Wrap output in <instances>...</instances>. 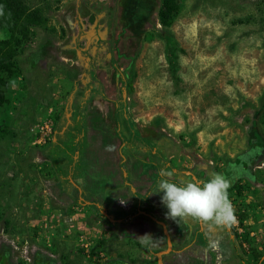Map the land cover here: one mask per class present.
Instances as JSON below:
<instances>
[{"label":"rangeland","instance_id":"rangeland-1","mask_svg":"<svg viewBox=\"0 0 264 264\" xmlns=\"http://www.w3.org/2000/svg\"><path fill=\"white\" fill-rule=\"evenodd\" d=\"M24 3L55 39L0 29V264H156L159 221L165 264H264V0ZM218 173L235 225L167 218Z\"/></svg>","mask_w":264,"mask_h":264},{"label":"clouds","instance_id":"clouds-1","mask_svg":"<svg viewBox=\"0 0 264 264\" xmlns=\"http://www.w3.org/2000/svg\"><path fill=\"white\" fill-rule=\"evenodd\" d=\"M171 177L173 173H161ZM230 180L223 174H214L204 182H186L182 186L168 178L158 181L154 192H162L161 203L166 206L167 218L173 221L192 219L217 227L230 228L237 223L235 208L229 199ZM150 234L139 236V242L153 243Z\"/></svg>","mask_w":264,"mask_h":264},{"label":"trees","instance_id":"trees-1","mask_svg":"<svg viewBox=\"0 0 264 264\" xmlns=\"http://www.w3.org/2000/svg\"><path fill=\"white\" fill-rule=\"evenodd\" d=\"M37 13V8H29L24 0H0V29L9 33H24L27 31L40 33L37 46H41L47 41H54V36L46 26L35 24L30 21V17ZM11 42L9 40H0V69L9 71L16 63L15 53L11 51ZM28 52L32 51L29 47ZM15 62V63H14ZM31 57L26 59L18 66L24 78L28 79L31 73ZM123 77V75H122ZM131 126H133L131 124ZM133 128V127H132ZM260 264H263L260 262Z\"/></svg>","mask_w":264,"mask_h":264},{"label":"water","instance_id":"water-1","mask_svg":"<svg viewBox=\"0 0 264 264\" xmlns=\"http://www.w3.org/2000/svg\"><path fill=\"white\" fill-rule=\"evenodd\" d=\"M159 222L162 224L163 229H164V232L166 234V237H167V246H166L165 249L160 250V251H158L156 253V257H157V263L156 264H165L164 261H163V254L169 252L172 249V241H171L170 235L168 234V231H167V228H166L165 223L162 222V221H159ZM257 264H259V263H257Z\"/></svg>","mask_w":264,"mask_h":264}]
</instances>
